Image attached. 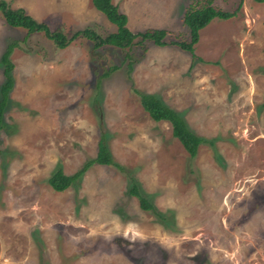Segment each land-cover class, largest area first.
<instances>
[{
  "label": "rangeland",
  "instance_id": "374dc122",
  "mask_svg": "<svg viewBox=\"0 0 264 264\" xmlns=\"http://www.w3.org/2000/svg\"><path fill=\"white\" fill-rule=\"evenodd\" d=\"M198 1L114 3L133 32L164 28L171 41L189 38L184 14ZM212 1L236 14L203 28L194 56L146 41L132 50V71L121 49L96 50L83 36L57 48L0 12V97L3 55L22 41L0 131V264H264V2ZM0 3L69 35L116 29L92 0ZM137 90L215 142L192 158ZM102 134L120 167L89 163ZM59 166L83 173L57 190L49 179ZM132 178L155 212L141 207Z\"/></svg>",
  "mask_w": 264,
  "mask_h": 264
},
{
  "label": "trees",
  "instance_id": "16d2710c",
  "mask_svg": "<svg viewBox=\"0 0 264 264\" xmlns=\"http://www.w3.org/2000/svg\"><path fill=\"white\" fill-rule=\"evenodd\" d=\"M264 2V0H256ZM97 10L105 14L109 21L115 24L116 29L106 34L98 32L92 27H85L74 31L71 35L67 34L63 29H52L50 25L43 20L37 19L26 10L20 8L18 10L10 9L6 3H0V12L6 23L14 28H22L27 30L28 35L33 33H43L48 39H51L57 48L67 47L75 38L83 36L93 42V47L97 50L105 46H111L121 49L125 52L124 60L127 61L129 71L133 70L134 64L138 61L135 53L132 51L138 45L145 52L147 49L144 42L152 41L159 46L177 45L181 49L188 51L194 56L195 45L200 39V32L209 25L214 19H228L236 14V12L227 11L217 8L212 0H200L195 5H191L184 14V23L189 30V38L187 40H171L167 39V30L164 28L146 29L140 32H133L128 26V15L119 9L114 0H92ZM27 38L24 39L26 41ZM22 41L14 40L8 44L3 55L2 63L4 65L5 83L0 97V131L4 128V116L9 104L10 91L14 84L13 69L14 63L11 59V53L15 47L20 46ZM132 51V52H131ZM119 68V65L110 66L100 76L99 79L109 76L113 71ZM140 103L149 113L150 117L155 121H168L172 125L173 136L179 139L189 155L194 158L198 154L199 147L204 141L211 144L215 142V138L206 140L205 137L198 135L192 131L185 118L173 107L167 105L157 95L137 90ZM100 163L106 165L119 166L114 160L113 154L107 144L106 135L102 134L98 144V152L95 158L89 163ZM83 173L78 171L75 175L66 174L63 167H57L52 173L49 182L51 186L57 190H64L71 186L75 179ZM132 193L137 196L140 205L144 210H153L154 205L146 195L140 190L135 179L132 178Z\"/></svg>",
  "mask_w": 264,
  "mask_h": 264
}]
</instances>
